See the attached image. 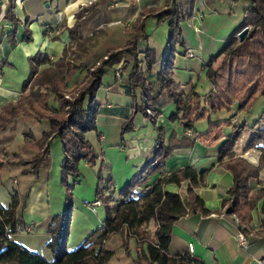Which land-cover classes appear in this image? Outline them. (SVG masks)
I'll return each instance as SVG.
<instances>
[{"label": "trees", "instance_id": "16d2710c", "mask_svg": "<svg viewBox=\"0 0 264 264\" xmlns=\"http://www.w3.org/2000/svg\"><path fill=\"white\" fill-rule=\"evenodd\" d=\"M233 1L235 3L236 0ZM245 2L241 22L231 34L228 43L204 65L206 78L211 85L210 92L200 95L193 91L191 101L184 105L176 102V113L169 118L171 123L181 124L186 130H195V124L207 118L208 131L201 134L195 132L192 145L200 142L212 146L222 139V121L220 123L212 121L211 113L222 110L232 112L238 107L237 114H246L259 97L264 98V0H245ZM98 7L97 2L88 9H84V13L92 14ZM13 9L12 5L6 17L16 27L18 21L13 15ZM192 10L191 6V12H185L181 0H173L171 8L168 7L154 17L158 19V22L168 23L170 29L168 54L158 70L155 69L158 64L155 53L149 49L141 50L139 47L140 41L146 36L145 21L142 22L138 31L127 39L124 46L126 49L122 48L120 52L110 54L104 62L102 71L94 73V84L84 90L74 101L68 102L60 97L67 83L58 80L57 70L48 72L43 82H40L39 86L43 92H34L33 96L36 100L46 103L37 115L39 120L43 116L40 120L41 139L35 143L31 139V132L25 134V147L34 148L37 154L31 161L24 164L30 166V172L35 175H39L41 171H49L52 166L50 141L54 137L59 139L65 154L61 166V184L66 190V211L64 214L54 216L48 228V234L51 237L47 247L53 254V259L48 261L39 253L12 240V236L16 235L23 226L21 213L18 211V195L13 196L9 208L0 206V264H110L115 252L107 250L104 242L111 239V234L120 235L124 241L134 240L139 245L141 250V252L137 251L139 264H205L196 255H192L189 249L182 254L171 253L173 227L178 218L185 217L190 212L189 206L183 202L181 195L169 192L166 188L172 184L180 185L182 182H189L190 200L195 202L196 211L203 210L204 201L196 195L195 190L203 185L209 171L199 172L194 167L185 166L170 175H163L174 149L165 145L160 136L153 150L157 158L156 163L153 164L150 160L143 171H139L128 181L118 194L116 190L113 191L109 187L107 189L97 187L96 198L103 202L105 219L81 245L74 249L67 247L69 238L67 218L72 216L74 207L75 181L71 183V178L79 173L82 161H86L89 165L96 164L97 155L86 134L98 131L99 106L95 103V99L103 86L107 71L123 63V70L128 74L130 96L135 100V89L138 86L147 93L149 107L146 108L145 103H140L134 109L135 114L141 112L147 115L146 109L157 111V108H162L158 101L163 93L169 92L173 98L171 89L174 80L170 79L174 68L172 61L177 47L184 48L186 45L181 24L193 17ZM82 18L81 14L77 16V25L71 31L74 40L83 27L84 21H79ZM247 27L250 29L249 35L244 42L240 43L238 35ZM23 41L26 43L32 41L28 31L24 33ZM106 54L109 52L95 53L93 57L99 60ZM141 55L144 56L146 70L138 74L137 65ZM41 58L44 64L52 63L51 59L42 52L32 57L31 62L36 64ZM90 59L89 56L85 63L76 67V71L68 68V80L76 72H82L84 68H87ZM153 78H155L154 81L149 82V79ZM30 82H25L22 96L27 92ZM156 87L159 88L158 91ZM25 99L26 97H23L18 102L3 106L0 110V122L5 118L19 117L24 111ZM30 108L35 111L34 103L31 101ZM55 112L64 120H54ZM232 116L225 121L231 127ZM126 119L127 123L123 132L134 131V114L128 115ZM246 127V122L242 125L239 123L237 130L233 129L226 137L218 154L219 162L232 174L234 182L228 191L229 198L223 202V206L228 201H234L233 212L243 220H246L249 213L264 200V190L254 191L252 188V182L259 177L261 169L264 168V130H255L258 122L254 125V136L247 144L245 151L255 150L263 154L260 168L248 166L243 159L235 157L233 152ZM101 136L100 134L99 138ZM154 176L158 177L151 185L141 187L142 183ZM138 187L143 190L142 196L135 194Z\"/></svg>", "mask_w": 264, "mask_h": 264}, {"label": "crops", "instance_id": "0c3cea01", "mask_svg": "<svg viewBox=\"0 0 264 264\" xmlns=\"http://www.w3.org/2000/svg\"><path fill=\"white\" fill-rule=\"evenodd\" d=\"M160 1L161 0H140L139 2L133 0H0V110L6 104L17 101L22 95V90L18 91L5 86L6 81L12 80V77L8 74L17 69L16 54L21 52L23 58L30 61L38 52L53 53V55L59 57L66 48L73 44L71 31L77 25V16L81 8L88 9L97 2L99 5L98 9L88 18V23L86 22L84 24L82 28L83 34L89 35L94 30L102 28L99 26L98 20L99 17L103 15L107 18L103 32L109 36L117 37L118 40L124 41L125 45L130 36L125 33L123 23L129 24L130 20H134L142 8L140 6L156 7L161 3ZM12 5L14 6L13 15L18 21L16 27L13 22L6 17ZM23 14H27L28 17L26 19H21ZM150 18L147 19L146 24ZM118 24L122 25L119 26ZM23 25H26L27 29H24ZM190 28H193L191 24ZM26 31H28L32 39L30 43L18 39V37ZM194 34L196 38L200 40L201 37H199L195 31ZM115 41H117V39H115ZM163 44L166 45V41H163ZM159 46L160 45L154 41L149 34H146L139 43L140 49L144 51L150 49L155 52ZM186 47L187 49L190 48L187 42ZM195 51L197 55L201 54L203 46H199ZM182 55L187 57L184 55V52ZM3 57H5L6 60H3ZM209 59L210 57L201 60V70L204 69V65L208 63ZM173 61L174 68L172 77L175 80V69L179 68L176 67V55ZM191 69L194 71L196 65ZM7 70H9V72ZM126 82H115L113 76L112 84L107 87L108 93L112 95L114 93L119 94L120 99L117 105L118 108H115L113 105L107 107L117 115V117L131 116V113L134 112L135 109L133 107V99L130 96L129 85ZM176 83L177 79L175 80V88L184 92L186 88H181V86H177ZM190 86L192 87L190 88ZM187 88L194 90L200 95H206L210 92L201 94L198 87L194 84H188ZM260 98L261 97H259L258 100ZM142 114L146 118V114ZM171 115L166 118V115L162 113L160 121H158L157 125L154 124L156 130H160L161 127L163 128L160 130L159 136L161 138L164 137L165 145H169L171 142V145L175 147L174 153L169 158L163 175H170L185 166L194 167L199 172L205 170L209 171L203 185L195 190L196 195L204 201V209L190 212L189 215L177 219L173 227L171 253L182 254L189 249V244H193L195 255L205 264H257L258 260L264 259V200L257 205L256 209H254L255 211L253 210L249 213L246 220L240 218H238L239 220L236 219L233 215L228 214L230 208L227 209L226 205L223 206V202L229 198L228 191L233 186L234 182L232 185L229 184L228 179L231 178L233 181V176L226 170L223 164L219 162L218 154L222 143L232 132L233 128L231 127V131L228 133L224 129L222 139L215 145L208 146L200 142L192 145L193 134L199 131V126L205 128V122L207 123V121L197 122L195 124V130H186L181 124L171 123L169 120ZM162 118L168 120V126L161 123ZM26 122L27 121H24V124ZM22 124L20 131L18 126L16 134L15 126L12 129L9 127L0 134V156H2L0 157L2 158L0 159V185L5 181L3 179V177H5L8 186L3 190L12 188L13 191V187L15 188L16 185L17 189H20L17 193L19 201L18 211L21 213L23 226L16 235L12 236V240L39 253L48 261H51L53 259V254L47 247L50 239L48 228L54 216L65 213L66 194L59 184V178L57 176L59 175V171L56 177L52 176V172H50V174L48 172H41L38 177L35 175H24L22 173L23 168L15 167V165L8 166V163L6 164V161L3 160L5 159L6 153H8V156L12 153H18L17 151H19V148L23 147L25 129L23 130ZM41 126L42 125L36 126L40 134L42 130ZM189 131L192 132V135L188 134ZM139 137L142 136L137 135L135 138L131 137L126 144H128L130 155L140 157L141 161H139V163L143 166L140 171H143L151 160L150 156L146 157L144 152H151V154H154V146L158 139H156V136H151L141 142ZM101 139H103L102 136ZM140 143L147 145L145 151H143V145ZM246 145L247 144L238 147L240 148L238 150L234 148V154L241 157V151L245 150ZM2 163L5 164L1 167ZM9 163L12 162L10 161ZM157 177L158 176H154L150 178L149 181L142 183L141 187L145 188L151 185ZM16 178L18 180L14 181ZM263 178L264 171H261L258 180L262 181ZM20 181L21 184H19ZM188 188L189 183L182 182L180 185H169L166 190L184 197L188 193ZM8 192L10 193V200L4 204H1L0 201V206L5 208H9L12 203V198L15 196V192L11 194L10 189H8ZM83 207L88 212L90 218L99 220V208L93 209L90 203L87 202H84ZM73 212L74 209L72 211V216ZM255 213H257V218ZM104 219L105 213L101 221ZM48 222L49 224L47 227L46 224ZM94 222L96 223V221ZM90 225L91 224H79L76 230L79 234H77L78 236L76 238L85 240L89 235L87 230L90 229ZM99 225L101 226V224ZM241 226H247L246 228L243 227L249 237V248L247 250L240 249L236 241V236L242 229ZM28 227L34 229L32 234H28L24 230V228L27 229ZM95 229L96 228H94V231ZM70 233L69 228V236ZM68 242L67 247L70 248L71 245H69ZM105 248L115 252L114 258H119L121 261H124L123 263L119 261L121 264H126L125 260L127 259L131 260L130 263L127 264H139L137 262V256L136 258L131 257V255L136 252L134 240L130 239L127 245L123 246L122 237L116 235L105 245ZM111 261L110 264H112Z\"/></svg>", "mask_w": 264, "mask_h": 264}, {"label": "rangeland", "instance_id": "374dc122", "mask_svg": "<svg viewBox=\"0 0 264 264\" xmlns=\"http://www.w3.org/2000/svg\"><path fill=\"white\" fill-rule=\"evenodd\" d=\"M136 2H139L140 0H133ZM148 1V0H147ZM161 3L156 7H142L140 9V12L136 15V18L133 20H130V23H123L125 33L128 36L134 35L138 29L140 28L142 22L147 21V18H150L149 16L156 17V15L163 10L168 9V7H172L173 0H161ZM183 3L184 11L185 12H191V6L193 7L194 13H196V17L202 19L201 22L197 21L196 26H199L206 30V36H203L198 40L194 34L193 28H190L195 24L192 20V18L187 19L181 24V29L183 32V37L185 39V44H189V47L197 50L199 46H203V51L201 54L197 55L195 54L192 58L191 57H184L182 54L187 50V47H177L176 52V61L177 65L175 69L176 77L177 79V86H181L186 88L184 92H181L179 89L175 88V80L173 79V72L170 76V79L174 80V85L171 89V94L173 98L171 97L169 92H165L162 94V96L159 98V104L160 106H163L162 108H157V111H151L146 109L147 115L145 116L140 113L135 114L132 112L131 114H134L135 118V130L129 131L124 133L123 129L126 126L127 119L126 117H117L110 109H107L109 105L115 106V108H118V101H119V94L114 93L113 95L111 93H108V86L112 84V77L114 76L115 82L118 83H126L128 85V74L125 72L123 63L119 64L115 68H111L107 71L106 76L103 79V88L98 92L97 98L95 99V103L99 106V115L97 117V124H98V131H91L86 134L87 139L91 143L95 154L97 155V161L96 164H88L86 161H82L79 167V173L77 175H74L71 178V183L75 181V189H74V198H73V204H74V212L73 216H68L67 221L69 222V228H70V236L68 238V244L71 245L69 249H74L77 246L81 245L83 242H85L86 239L89 238V235L94 231V228L98 229L100 226L99 224H102L103 221H101L104 218L105 208H99L98 209V217L99 220H94L90 218L88 212L83 207L84 202L90 203L91 207L95 209L94 206H92V203L97 199L96 198V189L98 186H100L102 189L104 188H110L111 190H116V194L120 192V190L127 184L128 181H130L135 175L138 174V172L141 170L143 166L140 165L139 161H141L139 156L130 155L129 153V147H128V140L131 137H136L137 135H140L142 137L140 138V141H144L145 139L156 136V139L159 138L160 130L163 128L161 127L160 130L155 129V125H157L158 121H160V118L162 117V113L166 115V118H168L169 115L176 113L177 110V103L180 105H184L188 101H191L193 98V91L188 89V84H194L198 87V90L201 92V94H205L206 92H209L211 89V85L208 82L206 78V74L204 69H202V61L203 59L212 58V56L219 53L228 43L229 38L231 34L234 32V30L238 27V25L241 22L242 14H243V8L245 4V0H236L235 3L233 0H193V4L191 3V0H181ZM139 7V8H140ZM107 10V8H106ZM81 15L85 16V19H81L79 21H84V24L88 23V18L91 16V14H87L81 12ZM87 17V18H86ZM106 17L101 15L98 20L99 26L102 28L94 30L89 35L83 34V27L78 31L77 36L75 40L73 39V44L66 48L65 51L59 56L56 57L53 55V53H46L42 52L43 54L47 55L52 63L50 64H44V60L41 58L39 62L32 63L30 60L23 58V54L21 52H18L16 54V67L17 69L14 70V72H10L8 74L10 77H12L11 81H6V87H10L16 90H22L25 82H30V86L25 93L24 96L21 95V97L17 101H12L13 103L20 101L23 97H26L23 108V113L16 118H5L0 122V134L3 133L5 130H7L9 127L12 129L15 126V134L16 130L19 126V131L21 128L23 130L25 129V134L31 132V139L34 140L35 143H37L41 139V134L38 133V125H40V120L37 117L39 115V112L42 111L43 101L36 100V97L33 96L34 92H43V89L40 88V82H43V79L47 75L48 72L51 73V71H58L59 77L58 80L64 81V83H67L66 89L62 90L60 93V97L62 100L65 101H74L76 98H78L81 93L90 88L94 84V73L97 71H100L102 67H104V62L109 58L110 54L118 53L122 50L124 47V41L118 40L117 37L109 36L108 34H105L104 27ZM129 21V20H127ZM158 22L157 18H150L148 20V23L145 27L146 34L150 35L156 41L160 46L157 48V50L154 52L156 59L158 60V64L156 65L155 69L158 70L159 66L162 64L164 59L167 56V52L169 50L168 47V41L170 37V29L168 23H160ZM83 24V26H84ZM121 26L122 24H118ZM136 30V31H135ZM85 31V29H84ZM105 34V35H104ZM24 33L18 37L19 40H23ZM73 38V37H72ZM117 39V41H115ZM168 39V40H167ZM120 41V42H119ZM163 41H166V45L163 44ZM150 50V49H149ZM79 53H76V52ZM152 51V50H151ZM23 52V51H22ZM109 52V54H106L103 58L99 60H95L96 58L93 57V54L100 53L105 54ZM213 54V55H212ZM185 55V54H184ZM212 55V56H211ZM90 56L89 65L87 68H84L82 72H76L75 75L68 80V68L75 70L77 66H80L82 63H85ZM3 60H6L5 57L2 58ZM209 59V60H210ZM208 60V59H207ZM174 62V61H172ZM196 65V69L193 71L191 68ZM146 70V63L144 61V56L141 55L138 61L137 65V73L140 74L141 72H144ZM9 72V70H7ZM76 71V70H75ZM102 71V70H101ZM167 71V70H165ZM120 76V78L118 77ZM155 78L152 80L149 79V82L152 83ZM181 82V84H180ZM159 88L156 87V91H158ZM23 94V93H22ZM32 94V95H31ZM41 93H39L40 95ZM135 100L133 99V107H137L140 103H145L146 108L149 107V102L147 101V93L144 92L140 86H138L135 89ZM30 101L34 103L35 111H32L30 108ZM11 103V102H10ZM52 103V102H51ZM161 108V109H160ZM162 110V113H161ZM238 112V107L236 110L234 109L232 112H227L226 110H222L216 113H211V119L214 122L220 123L222 121V133L224 134V129L228 133L231 131V126H228L225 121L233 114ZM131 115V116H132ZM237 115V114H235ZM235 115L232 116L231 125L232 128L237 130V127L239 123L242 125L243 123H247V127L243 130L239 141L237 142L235 148L240 149L238 147H242L245 144H248L253 136H254V125L256 122H258V127L255 130H264V98L261 97L259 100L256 101V103L252 106L249 113H242L238 114V118H234ZM229 116V117H227ZM263 117V118H262ZM54 120H64L61 118V116L58 113L53 114ZM236 119V121H234ZM207 121V118L202 119L201 121ZM24 121H27L24 124ZM161 123L168 126V120L165 118L161 119ZM155 124V125H154ZM208 125V127H207ZM225 125V126H224ZM37 126V127H36ZM205 128L199 126L198 133H205L208 131L209 123L205 122ZM223 126V127H222ZM32 130V131H31ZM102 135L103 139L99 138V135ZM167 134V132H166ZM162 135V134H161ZM24 136V135H23ZM54 136V135H53ZM53 136L51 138H53ZM175 137V136H174ZM164 138V137H163ZM162 138V139H163ZM59 139L53 138V140L50 141L51 146V154H52V166L49 171H41V172H52V176L56 177L58 171H59V184L64 189L65 194L66 190L61 184V166H62V160L64 157V151L62 144L58 141ZM164 141V139H163ZM47 143V141L45 142ZM55 143V144H54ZM165 143V142H164ZM54 144V145H53ZM142 144V149L145 151L147 145ZM46 145V144H45ZM169 146L175 149L174 146L171 145V142L169 143ZM247 146V145H246ZM246 148V147H245ZM42 149L44 147L42 146ZM248 151H253L252 155L250 156V162L246 160L245 153ZM242 150V154L239 156L241 159H243L248 166L254 167L256 169H259L261 166L262 156L263 154L261 152H256L255 150ZM18 153L15 154H5V163H8V166H14L23 168L22 173L24 175H35L34 173L30 172V166H26L24 163L27 161H31L34 156L37 154L36 150L34 148H27L23 144V147L19 148ZM250 152V153H251ZM256 154H255V153ZM146 154V157L151 158L152 163H156L157 158L154 154H151V152H144ZM174 153V150H173ZM2 157V156H0ZM8 157V158H6ZM2 159V158H0ZM150 160V159H149ZM12 163H9V162ZM5 163L1 164V167L4 166ZM13 164V165H11ZM261 171H264V168L261 169ZM260 171V172H261ZM40 175V174H39ZM35 175V176H39ZM144 175V173L142 174ZM208 175V174H207ZM207 177V176H206ZM260 177V175H259ZM259 177L252 182V188L254 191L264 190V178L262 181H259ZM5 181L2 182L0 185V201L1 204H4L8 200H10V193L8 192V189H10V192L14 193V195H18V191L20 189H17V185L15 188H8L7 190H3L6 186H8L6 178L3 177ZM18 179H14V181H17ZM229 184L232 185L233 181L228 179ZM21 184V181L20 183ZM105 193L107 191L105 190ZM256 193V192H255ZM24 199V198H23ZM102 202V201H101ZM255 211V210H254ZM254 216V215H253ZM255 216L257 218V213H255ZM239 217V216H238ZM79 218V219H77ZM242 219L241 217H239ZM96 221V223L94 222ZM101 221V223H100ZM91 224L90 229L87 230L89 233L88 237L83 240L80 238H76L79 234L76 232L77 227H79V224L82 225ZM49 222L46 224L48 227ZM39 229V228H38ZM95 229V230H96ZM39 231V230H38ZM40 232V231H39ZM38 232V234H39ZM44 235V233H43ZM46 235V234H45ZM49 237H51L49 235ZM112 239V238H111ZM111 239L108 241L110 242ZM130 240V239H129ZM129 240L124 241L123 240V246H126ZM107 242V243H108ZM105 246V245H104ZM134 247L136 252L139 249V245L134 241ZM134 253L131 255L132 258H136L137 253ZM121 261L119 258H113L111 263L112 264H121ZM130 259L125 260L126 264L130 263ZM135 264V263H134Z\"/></svg>", "mask_w": 264, "mask_h": 264}, {"label": "built area", "instance_id": "2783aa9c", "mask_svg": "<svg viewBox=\"0 0 264 264\" xmlns=\"http://www.w3.org/2000/svg\"><path fill=\"white\" fill-rule=\"evenodd\" d=\"M92 4V3H91ZM90 4V5H91ZM193 4V3H192ZM84 11V8H81V10L79 11L80 13L81 12H83ZM164 11V10H163ZM193 11V10H192ZM79 13V14H80ZM196 13H194V11H193V18H192V20H193V22L195 23V24H193V29H194V31H195V33L199 36V37H203V36H206V30H204L203 28H201V27H199V26H196V22L197 21H199V22H201L202 21V19H200V18H197L196 17ZM28 17V15L27 14H23V16H22V18L21 19H26ZM82 19H85V16H83V18ZM24 24V23H23ZM23 27H24V29H27V26L26 25H23ZM136 31V30H135ZM200 50H201V47H200ZM197 52L195 51V50H193V49H191V48H188L187 50H186V52H185V55L186 56H188V57H193L195 54H196ZM119 78H120V76H118ZM235 114H237V113H235ZM235 114H233V115H235ZM239 116H238V114L237 115H235V117L234 118H238ZM236 119L234 120V121H236ZM192 132L191 131H189L188 132V134L189 135H192L191 134ZM250 152L251 151H248V152H246L245 153V157L244 158H246V160L247 161H249V163L250 164H252L251 162H250ZM253 152V151H252ZM255 153V152H254ZM256 154V153H255ZM189 183V182H188ZM135 194L137 195V196H142L143 195V190L140 188V187H138L136 190H135ZM182 200H183V202L185 203V204H187L188 206H189V212H193V211H196L195 210V208H196V204H195V202L193 201V200H190V196H189V192L186 194V196H184V197H182ZM233 204H234V201H228L227 203H226V208L227 209H229V208H233ZM92 206H94L95 208H104V205H103V202H101V200H95L93 203H92ZM230 215H233L236 219H238L239 217L236 215V214H230ZM239 220V219H238ZM242 227V226H241ZM244 227V226H243ZM242 227V229H241V231L238 233V235L236 236V241H237V244H238V246H239V248L240 249H242V250H247L248 248H249V237L247 236V234H246V232H245V230H244V228H246L247 226H245L244 228ZM26 233H28V234H32L33 232H34V229L33 228H30V227H28L26 230ZM111 236V238H113V237H115V235L114 234H111L110 235ZM107 244V242H104V245H106ZM138 251H140L141 252V250H140V248L138 249ZM189 251H190V253L192 254V255H195V249H194V245L193 244H189ZM257 264H264V259H260V260H258L257 261Z\"/></svg>", "mask_w": 264, "mask_h": 264}, {"label": "water", "instance_id": "95a60500", "mask_svg": "<svg viewBox=\"0 0 264 264\" xmlns=\"http://www.w3.org/2000/svg\"><path fill=\"white\" fill-rule=\"evenodd\" d=\"M1 4V3H0ZM249 32H250V29L249 27L245 28L243 31H241L238 35V39L240 41V43L244 42L245 39L248 37L249 35ZM233 208H230L229 211H228V214H233Z\"/></svg>", "mask_w": 264, "mask_h": 264}, {"label": "bare ground", "instance_id": "6f19581e", "mask_svg": "<svg viewBox=\"0 0 264 264\" xmlns=\"http://www.w3.org/2000/svg\"><path fill=\"white\" fill-rule=\"evenodd\" d=\"M252 154H253V153L251 152V153H250V156H251Z\"/></svg>", "mask_w": 264, "mask_h": 264}]
</instances>
